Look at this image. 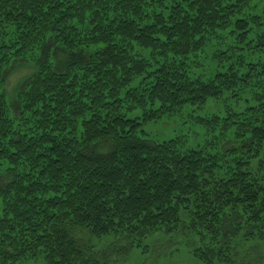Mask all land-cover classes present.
Returning a JSON list of instances; mask_svg holds the SVG:
<instances>
[{
	"label": "trees",
	"instance_id": "16d2710c",
	"mask_svg": "<svg viewBox=\"0 0 264 264\" xmlns=\"http://www.w3.org/2000/svg\"><path fill=\"white\" fill-rule=\"evenodd\" d=\"M250 1L0 0V264H110L78 230L130 248L187 224L205 264L228 261L243 232L264 239V28L242 17ZM20 64L33 70L10 99ZM225 95L250 103L195 117L216 152L142 129Z\"/></svg>",
	"mask_w": 264,
	"mask_h": 264
},
{
	"label": "rangeland",
	"instance_id": "374dc122",
	"mask_svg": "<svg viewBox=\"0 0 264 264\" xmlns=\"http://www.w3.org/2000/svg\"><path fill=\"white\" fill-rule=\"evenodd\" d=\"M245 7L242 17L254 14L262 16L259 28L252 23L250 26L255 30L264 28V0H251ZM256 55H264V52H258ZM32 70L31 65L20 64L15 67L6 82V92L10 99L14 97L17 87ZM243 99L225 95L219 100H209L202 107H188L174 116L143 123L142 129L150 138L156 140L180 136L188 147L206 148L211 152H216L220 149L219 143L221 142L208 143V140L215 142L217 138L208 135L195 117L206 116L213 112L226 116L232 111H242L250 103ZM128 116L140 117L141 110L134 109L128 113ZM218 133L219 130L216 134ZM187 227V224H183L175 232L169 234L165 231L152 233L147 238L137 240L130 248L123 247L127 242L116 238L115 235L97 238L78 230L77 236L81 237L82 241L98 254L107 253L106 260L109 256L110 264H205L195 255L197 249L202 248V240L195 231ZM245 235L246 233L243 232L231 241V252L227 254L228 261L231 262L216 258L213 264H264V239L247 238ZM17 264L44 263L42 257H37Z\"/></svg>",
	"mask_w": 264,
	"mask_h": 264
}]
</instances>
